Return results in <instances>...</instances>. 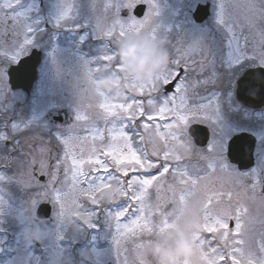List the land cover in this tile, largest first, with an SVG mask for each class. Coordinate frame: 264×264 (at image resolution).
Returning <instances> with one entry per match:
<instances>
[{"label": "rangeland", "instance_id": "rangeland-1", "mask_svg": "<svg viewBox=\"0 0 264 264\" xmlns=\"http://www.w3.org/2000/svg\"><path fill=\"white\" fill-rule=\"evenodd\" d=\"M26 2L38 5L39 10L30 14L31 20L20 15L24 11L23 3L0 0V34L14 29L19 33L18 38L10 36L6 43L0 40V55L7 58L5 69L33 48L43 50V67L38 66L41 79L33 83L29 92L11 88L6 71H0V139L7 132L14 142L0 146V177L5 178V182H0V264H26L30 258L32 264H37L36 256L42 258L40 264H156L153 243L177 223L190 219L193 211L200 221L196 242L213 264H235L236 261L238 264H264V108L253 113L230 100V107L238 114L234 117L237 123L228 126L220 122L218 112L199 108V103H204L200 96L199 100L195 99L199 103H187L186 107L172 102L170 96L159 98L163 80L173 75L175 59L179 58L183 63L188 61L184 51L189 45L193 46L191 39H197L192 33L204 32L207 27L214 26L218 0H153L154 7L148 6V0H91L95 7L90 9L87 0ZM206 2L210 3L211 14L206 21L198 23L193 18V11L197 4ZM139 3L147 5L141 16L133 12ZM256 3L258 9H264V0H256ZM65 5L71 9L74 23L88 26V32L93 36L91 44L97 45L102 52L114 50L120 64L121 43L126 37L135 36L165 48L171 58L168 67L149 81L130 79L124 67L120 72L104 67L97 70L92 63L94 57L85 55L89 47L80 50L78 33L55 28V20L66 10ZM116 5H119L118 13ZM228 7L233 19L244 25L249 55L257 57L249 62L264 63L260 60L259 50L252 47L259 43L260 30H264V14L249 12L248 0H232ZM246 16L255 21V28L247 27ZM9 19L13 22L9 23ZM34 21L47 29L44 35L46 47L40 43L24 45L26 29L36 27ZM133 22L137 23L138 29L128 31L122 38L106 35L113 28L118 32L121 25L127 27ZM72 23L69 22L67 27H73ZM184 26H189L192 32L186 34L182 31ZM49 35L57 36L50 47L47 46ZM183 36H187V40ZM197 55L192 59L196 60ZM242 69L222 74L216 88L226 90L231 85L235 97L236 79ZM108 77L115 83L111 89L101 83ZM153 85L155 90H152ZM49 86H53V92L49 91ZM140 87L146 95L150 92L154 101L151 105L143 104V111L140 102L134 99ZM187 88L189 96L193 89L189 79ZM41 89H44L43 95ZM199 91L200 94L205 92L202 87ZM165 99L169 103L167 110H162ZM221 99L225 101L227 97ZM57 112L65 115L64 121L53 118ZM81 112H87L88 122L76 120ZM150 116L160 119H148ZM29 121L32 130L24 131V125ZM193 122L211 126L209 144L212 151L219 154L207 153V147L202 150L196 147L188 133ZM125 124L130 136L125 133ZM97 129L103 133V141L92 139L91 134H96ZM241 129L255 133L259 140L255 149L256 163L246 170L230 163L226 156L228 140ZM57 134L69 141V147L64 151L70 148L78 158L97 156L105 147L118 145L125 149L118 159L126 160L132 166L143 160L147 167L149 160L157 158L161 163L167 160L175 165L166 174L159 175L153 169L152 173L158 176L141 172L125 182L126 178L114 172L113 177L103 183L97 182L101 206L110 208L112 215L103 211L99 216L91 215L92 205L79 192L76 194L78 204H73L72 197H68L62 208L55 199L54 189L68 191L70 179L61 172L59 183L55 180L48 183L44 174L48 173L51 178V168L45 165L54 162L61 151L55 138ZM114 134L115 140L110 139ZM17 139L19 143H15ZM40 146H46L48 151H40ZM11 147L15 150H9ZM198 157L200 161H196ZM101 158L115 167L108 157ZM94 166H85L89 179L96 175L92 172ZM123 168L131 171L127 165ZM42 175L43 180L40 179ZM256 180L259 183L254 186ZM80 187L87 188L88 185ZM126 195L138 199V203L136 200L134 203L147 221V227L131 237L121 235L123 229H117V221L113 218L117 205ZM45 201L52 204V215L47 219H36V209ZM245 208L247 212L242 211ZM75 212L90 216L98 232L94 233L88 224L74 215ZM135 219L136 216L129 214V220L124 222ZM235 222L242 226L239 235L234 228ZM222 225H230V228ZM213 228L217 231L209 236ZM8 231L14 235H8ZM59 235L65 237L64 241L58 239Z\"/></svg>", "mask_w": 264, "mask_h": 264}, {"label": "snow or ice", "instance_id": "snow-or-ice-1", "mask_svg": "<svg viewBox=\"0 0 264 264\" xmlns=\"http://www.w3.org/2000/svg\"><path fill=\"white\" fill-rule=\"evenodd\" d=\"M88 7L94 8V3L91 0H87ZM18 3L24 4L23 9L24 11L20 14L24 19L31 20V13L37 12L38 5L35 3L27 4L26 0H18ZM232 3V0H218L217 7V15L213 21L212 27H207V30L204 32L199 33H192L194 37H196L195 45H189L188 49L184 51L185 58L190 61L193 65L192 72L195 75V79L193 81V87L199 88L204 87L207 89V92L204 97L201 99L204 103H199V108L201 109H211L214 112H218L220 114V122L226 123L228 126H232L236 124V120L234 117L238 114L230 107V100L233 94L232 86L229 85L228 88L225 89H217L216 85L221 79L222 74L226 73H235L236 69L242 68L249 63V61L257 60L256 55H249V39L247 36L243 35L244 25H239L237 21L233 19L232 13L228 7L229 4ZM148 6L154 7L153 0H148ZM208 4H197L196 5V13L201 8H207ZM66 10L61 11L60 15L55 20V28L62 29L64 31H73L75 30L78 33V42L80 46V50L82 51L84 47H89L88 53L86 56L94 57L92 63L97 66V70L99 67L104 68H111L114 71L120 72L123 71V66L117 59V55L114 50H102L97 46L91 44L93 40V36L90 32H88V26L86 24H77L74 23L75 19L73 17V13L71 9H68L67 6H64ZM72 7H75L73 5ZM117 13L119 12V5H116ZM248 10L253 14L260 12L264 14V9H258L256 0H248ZM158 15V13H157ZM247 27L249 29L255 28L256 24L255 21L250 19L249 17H245ZM13 21L9 19V23ZM69 22H73V27H67ZM36 27L28 26L27 31V38L24 39V45L32 46L34 44L40 43L43 47H46L44 44V35L47 32V29L41 27L40 23L34 21ZM138 29V25L136 22L129 24L127 27L121 25L119 31H115V28L108 31L106 35L109 38H116V37H124L128 31H135ZM182 31L185 33H191L192 30L189 26H184ZM18 38L19 33L16 29L13 32L7 34H0V40L4 41L5 43L8 41L9 37ZM57 39L56 35H49L48 37V44L47 46H51L52 41ZM243 40V45L241 41ZM23 47V46H22ZM253 49H258L260 52V60H264V30H260V40L258 44L252 45ZM215 49V54L212 57V63L210 68H201L199 72H196L194 65L200 63V61H195L192 58L199 53L201 55V59L203 60V53L205 51H209L210 53L212 50ZM102 52V54H101ZM36 51H33L29 55L25 56L23 59L17 61L11 67L5 69V62L6 57L0 55V71H6L7 75L10 77L13 73H20L25 69V66L28 64L30 60L33 59ZM37 66L43 67L41 65L40 58L35 60V63L31 65L30 68V78L36 75ZM258 68L264 69V63L258 61ZM173 75L171 78H165L162 83L163 91L166 96L171 97L172 102H178L180 107H186L189 97L187 95L188 88V76H189V64L183 63L181 59H175L173 69ZM250 75L252 73H249ZM247 83V78L241 79L239 81L240 88L243 90L245 89V85ZM166 86L167 90H166ZM210 86V87H209ZM152 90H155V85L152 86ZM49 91L53 92V86H49ZM44 94V89H41V95ZM54 94V93H53ZM227 97V100L222 101L221 98ZM135 100H138L141 104V111H143V104L149 103L151 105L153 98L151 93L149 92L147 95L145 94V90L143 87H140L138 93L134 96ZM169 101L165 99L163 101L164 109L167 110V105ZM47 111V108L44 109ZM58 115V112L56 113ZM213 118V117H207ZM148 119H156L159 120L160 117H148ZM77 121L88 122L90 117L88 116L87 112H81L76 116ZM128 120L131 121L132 117L129 116ZM32 122L29 121L27 124L24 125V131H31ZM16 125H13L15 128ZM47 127V125H45ZM125 133H128L129 136L131 135L130 130L128 129L127 125H124ZM15 134V133H14ZM92 139L95 141L99 139L103 141L105 139L103 133H100L99 129L96 130V134H91ZM57 143L60 146L61 151L56 156V159L51 164H46L45 166L51 168V178H49L48 173H44L47 175L48 179L46 182L51 183L53 180L56 182H60L59 174L64 172L67 179L71 181V187L66 192H61L59 189H54L55 199L58 203H60L61 207L64 206V200L68 197H72V203L78 204V197L77 192L84 199L88 200L89 204L92 205L91 215L99 216L100 212H104L106 215H112L111 209H104L101 206L100 198H98V193L100 189L97 187V182L103 183L105 179L113 177V173L115 172L120 177L126 178L125 182L130 181L134 175H138V173L143 172L145 175L151 176H158L152 173V170L155 169L157 173L166 174L170 171L168 167V161L165 160L161 163L160 158L156 160H149L148 165L144 166L143 160H138L135 163V166H132L126 160H120L118 157L124 154V147L122 146H113L111 148L105 147L104 150L97 156H90L86 158H78L74 155L70 148L69 151H64L65 148L69 147V141L63 139L62 136L57 134L55 136ZM115 134L110 137V139L115 140ZM11 141L13 145V140L8 137L7 132L3 139H0V146H5L7 143ZM15 143H19L17 139ZM259 146V140H258ZM9 150H15L13 147ZM207 150L209 152L212 151V145H207ZM40 151L46 152L48 148L46 146H40ZM101 157H108L109 161L115 164V167L111 166L108 162H106ZM116 158V159H114ZM86 165H95L92 168V172L96 175L93 176L91 179L88 178V174L85 172ZM124 165H127L131 168V171H128L126 168H123ZM0 182H5L4 177H0ZM139 183L146 184L147 181H138ZM256 183H259L258 180L254 182V186ZM86 184L88 185L87 188H81L80 185ZM134 200L137 201L138 199L132 195H126L123 197V202L117 205V211L114 215V219L117 221V229H123L121 233L122 236L131 237L133 236L138 230L147 227L146 219L140 215V211L137 208V203H134ZM243 212H247V209H242ZM63 214V213H62ZM129 214L132 216H136L137 219L131 220L130 223H125L124 221L129 220ZM74 215L81 219L82 222L88 224L93 232H98L97 227L91 221L90 216H84L80 212H75ZM224 228H230V225H222ZM242 226L235 222L234 228L237 230L236 234L239 235V229ZM63 229H61V232ZM217 229L213 228L212 231L209 232V236L213 235ZM58 239L62 242L64 241L65 237L63 235H59ZM74 239V238H73ZM95 240V237H93ZM239 243V241H237ZM34 256V254H31ZM41 257L36 256L35 260L37 264H40ZM223 260V257H222ZM26 264H32L31 258L26 262ZM238 264V261L235 262Z\"/></svg>", "mask_w": 264, "mask_h": 264}, {"label": "clouds", "instance_id": "clouds-1", "mask_svg": "<svg viewBox=\"0 0 264 264\" xmlns=\"http://www.w3.org/2000/svg\"><path fill=\"white\" fill-rule=\"evenodd\" d=\"M120 60L132 80L149 81L165 70L170 54L159 44L144 37H126L120 45ZM101 83L111 89V77ZM200 221L193 211L190 219L177 223L170 231L162 233L153 243L152 254L156 264H213L196 242Z\"/></svg>", "mask_w": 264, "mask_h": 264}, {"label": "water", "instance_id": "water-1", "mask_svg": "<svg viewBox=\"0 0 264 264\" xmlns=\"http://www.w3.org/2000/svg\"><path fill=\"white\" fill-rule=\"evenodd\" d=\"M201 4V3H200ZM203 5V4H201ZM209 5V4H208ZM146 5L144 3L137 4L134 8V13L138 16H141L145 11ZM196 8L193 12L194 18L202 22L210 14L209 6L207 8H201L196 15ZM36 51L32 60L28 62L25 66V69L20 73H13L9 77V83L12 88H21L25 91H29L36 75L30 78V68L31 65L35 63L37 58L41 60V51L33 49ZM29 55V54H28ZM27 56V55H26ZM25 57V56H24ZM22 57L21 59H23ZM14 65V64H13ZM12 66V65H11ZM10 66V67H11ZM249 73H252L251 75ZM37 74V69H36ZM247 78V83L245 89L240 88L239 81L241 79ZM169 87V86H167ZM237 98L242 102L251 107H260L264 104V69L260 68H251L246 70L237 81L236 89ZM54 119L61 120V116H54ZM189 133L193 136L195 142L199 145H205L208 140L209 132L208 128L200 123H194L189 127ZM256 138L253 134L248 132H241L235 134L229 141L228 144V157L232 162L238 164L240 168H248L254 164V147H255ZM43 178V177H42ZM52 211L51 204L48 202H43L39 205L37 209L38 217H48Z\"/></svg>", "mask_w": 264, "mask_h": 264}, {"label": "flooded vegetation", "instance_id": "flooded-vegetation-1", "mask_svg": "<svg viewBox=\"0 0 264 264\" xmlns=\"http://www.w3.org/2000/svg\"><path fill=\"white\" fill-rule=\"evenodd\" d=\"M206 21V20H205ZM183 38H184V40H187V39H185V38H187V36H183ZM191 40H193V46L195 45V42H196V39H191ZM215 54V49H213L212 50V52L210 53L209 51H205L204 53H203V60L201 59V55H199V53H198V55H197V59L195 60V61H200V63H197V64H195L194 65V67H195V69H197L196 70V72H199L200 70H201V68H210L211 67V63H212V57H213V55ZM186 63H188L189 64V76H188V79L191 81V83H192V90H191V92H190V94H189V101H188V103L190 104H192V103H194V102H196L197 100H199V96H200V98L201 97H204V95L206 94V88H204V87H202V88H204V90H205V92L204 93H202V94H200V91H199V89H201V87H199V88H195L194 89V87H193V81H194V79H195V75H194V73L190 70V69H192L193 68V65L190 63V61H187ZM255 67H258V64H255V63H251V62H249L247 65H245L244 67H243V72L245 71V70H247V69H249V68H255ZM242 72V73H243ZM241 73V74H242ZM240 74V75H241ZM237 80V79H236ZM210 87V86H209ZM160 91H161V89H160ZM162 95H163V97H166V95L164 94V91H161V92H159V98H162ZM195 99H197L196 101H195ZM231 100L232 101H234V102H238L239 104H240V106L241 107H243V108H247V110H249V111H251V112H253V113H255V112H258V111H261V110H263V108H264V104H263V106L261 107V108H258V109H255V108H250L251 106H249V105H247V104H245V103H242L241 101H238L237 99H236V96L235 97H233V96H231ZM64 115V114H63ZM64 118H65V116H64ZM208 126V130H209V138H208V141H207V143L205 144V145H198V144H196L195 142H194V139H193V137L190 135V137L192 138V140H193V142H194V144L196 145V147L199 149H205L206 147H207V145L209 144V142H210V135H211V126L210 125H207ZM243 130H245V129H241V130H239L238 132H240V131H243ZM249 131V130H248ZM237 133V132H236ZM235 134V133H234ZM257 142H258V136H257ZM257 146V145H256ZM256 149V148H255ZM214 150V149H213ZM211 152H215V153H217V154H219L217 151H211ZM211 152H207V153H211ZM227 156V155H226ZM255 157H256V155H255ZM257 159V158H256ZM200 161V158L198 157L197 159H196V161ZM227 160L230 162V160H229V158L227 157ZM230 163H232V162H230Z\"/></svg>", "mask_w": 264, "mask_h": 264}, {"label": "bare ground", "instance_id": "bare-ground-1", "mask_svg": "<svg viewBox=\"0 0 264 264\" xmlns=\"http://www.w3.org/2000/svg\"><path fill=\"white\" fill-rule=\"evenodd\" d=\"M41 79V78H40Z\"/></svg>", "mask_w": 264, "mask_h": 264}]
</instances>
